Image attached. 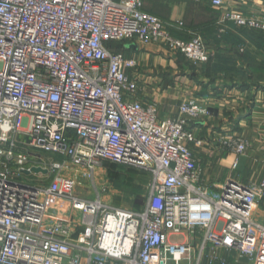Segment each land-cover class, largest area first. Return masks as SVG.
Instances as JSON below:
<instances>
[{"label":"built area","instance_id":"built-area-1","mask_svg":"<svg viewBox=\"0 0 264 264\" xmlns=\"http://www.w3.org/2000/svg\"><path fill=\"white\" fill-rule=\"evenodd\" d=\"M212 6L222 24L264 33V18L225 0ZM143 8V0H0V264H226L222 250L264 264V224L254 219L264 176L206 186L190 148L205 143L191 123L211 109L191 99L177 118L160 119L157 104L137 99V61L111 47L136 40L209 61L203 37L177 38ZM219 143L239 156L249 147L228 132ZM106 163L149 176L140 211L105 201L111 184L100 190L96 179Z\"/></svg>","mask_w":264,"mask_h":264},{"label":"crops","instance_id":"crops-1","mask_svg":"<svg viewBox=\"0 0 264 264\" xmlns=\"http://www.w3.org/2000/svg\"><path fill=\"white\" fill-rule=\"evenodd\" d=\"M143 3L145 12L172 26L175 37L183 40L203 37L210 59L207 63L193 64L161 44L124 42L121 52L138 64L131 72L139 86L137 99L143 105L157 104L162 120L177 118L180 106L191 99L208 106L213 116L191 123L196 137L205 143L202 147L190 145L202 170L203 183L212 188L230 179L245 185L260 182L264 176V81L261 80L264 37L248 34L233 23L222 24L223 11L212 6V0H143ZM225 3L226 8L247 17L264 18V0H225ZM227 132L249 143L243 155L220 145V135ZM108 180L112 187L109 176ZM54 207L55 204L51 205L49 214L54 213ZM254 219L264 224V200L257 205ZM219 256L226 264H251L234 251L222 250ZM203 264L209 262L205 260Z\"/></svg>","mask_w":264,"mask_h":264},{"label":"rangeland","instance_id":"rangeland-1","mask_svg":"<svg viewBox=\"0 0 264 264\" xmlns=\"http://www.w3.org/2000/svg\"><path fill=\"white\" fill-rule=\"evenodd\" d=\"M188 61V60H187ZM264 81V77L262 79ZM117 166H112L110 164L106 165L103 168L97 170V187L102 190V186L109 184L108 176L111 178L112 187L109 194L104 195L105 201L115 207L128 209V210H140L144 206L145 197H146V186L148 183V175L141 176L135 175L128 170L119 169L117 170ZM125 173H128V178H125ZM33 176L26 175L25 180H30ZM124 179H128L129 183L135 188L140 191L139 195L133 194L129 191H125L121 188L122 182ZM23 181V180H21ZM52 179H47V183L51 182ZM85 182V187L90 191V195L87 196L89 199L96 198V189L93 187L92 182ZM103 196V197H104ZM56 204H58L56 202ZM61 206V205H59ZM183 240V239H182Z\"/></svg>","mask_w":264,"mask_h":264},{"label":"trees","instance_id":"trees-1","mask_svg":"<svg viewBox=\"0 0 264 264\" xmlns=\"http://www.w3.org/2000/svg\"><path fill=\"white\" fill-rule=\"evenodd\" d=\"M243 30L247 31L248 34H251V35H254V36L264 37V33L263 32L255 31V30H248V29H243ZM111 47H112L113 50H115L117 52H121L122 51V47H123V43L111 44ZM108 164H110V163H106L105 165H108ZM110 165L117 166V165H113V164H110ZM117 167H118V170H119V167H120L122 169L124 168V169L128 170L129 172L134 173L135 175H137V174L140 175L141 174V176H145V175L147 176L146 173L141 172V171H137V170H134V169L125 168V167H122V166H117ZM125 174H126L125 177L126 176H129L128 173H125ZM126 178H128V177H126ZM148 183H149V177H148ZM148 183H147V185H148ZM121 188L123 190H125V191H129V192H131L133 194H136V195H139L140 194V191L138 189H135L131 185V183H129L128 179H124L123 180L122 185H121ZM145 198H147V186H146V197ZM145 202H146V199H145ZM145 202H144V204H145ZM140 210L139 209L138 210L136 209V211H140Z\"/></svg>","mask_w":264,"mask_h":264},{"label":"water","instance_id":"water-1","mask_svg":"<svg viewBox=\"0 0 264 264\" xmlns=\"http://www.w3.org/2000/svg\"><path fill=\"white\" fill-rule=\"evenodd\" d=\"M32 172L36 173V174H39V173H42V174H45V175L48 174V171L43 170L42 168H39V167L32 168ZM27 173H29V172H27Z\"/></svg>","mask_w":264,"mask_h":264}]
</instances>
